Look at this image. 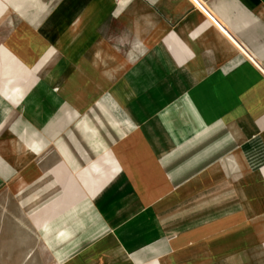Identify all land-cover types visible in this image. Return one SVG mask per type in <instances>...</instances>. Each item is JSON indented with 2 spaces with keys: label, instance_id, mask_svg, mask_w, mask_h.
I'll use <instances>...</instances> for the list:
<instances>
[{
  "label": "crops",
  "instance_id": "0c3cea01",
  "mask_svg": "<svg viewBox=\"0 0 264 264\" xmlns=\"http://www.w3.org/2000/svg\"><path fill=\"white\" fill-rule=\"evenodd\" d=\"M0 264H264V0H0Z\"/></svg>",
  "mask_w": 264,
  "mask_h": 264
},
{
  "label": "bare ground",
  "instance_id": "6f19581e",
  "mask_svg": "<svg viewBox=\"0 0 264 264\" xmlns=\"http://www.w3.org/2000/svg\"><path fill=\"white\" fill-rule=\"evenodd\" d=\"M11 23V22H10ZM12 24V23H11ZM10 25V24H9Z\"/></svg>",
  "mask_w": 264,
  "mask_h": 264
}]
</instances>
